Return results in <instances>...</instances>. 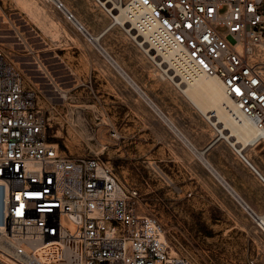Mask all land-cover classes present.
<instances>
[{
	"label": "rangeland",
	"instance_id": "obj_1",
	"mask_svg": "<svg viewBox=\"0 0 264 264\" xmlns=\"http://www.w3.org/2000/svg\"><path fill=\"white\" fill-rule=\"evenodd\" d=\"M61 1L91 35L101 32L98 43L182 135L200 149L210 142L214 128L119 24L91 0ZM261 42L252 55L260 64L264 36ZM0 46L37 88L51 139L66 153L105 160L137 190V209L157 218L170 249L194 264H264V235L251 214L59 9L43 0H0ZM243 152L264 177V144ZM204 157L255 213H264V184L225 140Z\"/></svg>",
	"mask_w": 264,
	"mask_h": 264
},
{
	"label": "built area",
	"instance_id": "obj_2",
	"mask_svg": "<svg viewBox=\"0 0 264 264\" xmlns=\"http://www.w3.org/2000/svg\"><path fill=\"white\" fill-rule=\"evenodd\" d=\"M91 2L110 18L119 12L113 23L152 62L177 50L217 78L251 124L252 143L264 144V76L252 57L264 36L263 0ZM39 100L0 46V264H194L170 249L157 218L137 209V190L105 160L66 153L51 139ZM255 222L264 235V221Z\"/></svg>",
	"mask_w": 264,
	"mask_h": 264
},
{
	"label": "bare ground",
	"instance_id": "obj_3",
	"mask_svg": "<svg viewBox=\"0 0 264 264\" xmlns=\"http://www.w3.org/2000/svg\"><path fill=\"white\" fill-rule=\"evenodd\" d=\"M32 4L36 8H40L37 3L32 2ZM111 7L114 9V6ZM58 9L68 20L73 23V25L77 27L79 31H82L84 35H86V37L95 44L98 52L101 53L105 59L114 66V69L120 73V75L134 90L141 94V97H143L148 105L161 117L163 122H165L172 131L177 132L176 134L179 132V137L181 136L182 141H185L186 145L190 146L192 153L198 154L200 162L202 161L201 164L204 165V167H206V169H208V171L223 185L230 195L239 202L238 197L240 198V196L238 193L232 189V187L223 179V177L217 172L212 164L204 157V151L202 148L200 149L195 147L194 144H192L184 135L180 133L175 123L170 118L162 114L158 106L144 92L140 90L133 78H131L122 69L121 65L106 51V49L98 43L97 37L99 34L91 35L88 33L86 28L76 16H72L71 14L70 17H67L66 11H70L67 5L64 4ZM114 12L115 9L111 12L112 21H120V13L118 12L114 14ZM112 25L113 24L109 23L103 31L109 29ZM258 45L262 46L263 44L260 41ZM152 60L158 68L160 77L164 76L170 79V81L176 87H178L180 92L188 99L192 106L195 107L204 118H206L210 125L214 126L213 128L215 130V134L211 140H225L232 147L235 153H237V151L243 153V151H245V146L252 144L253 129L251 124L237 110L234 101L223 93L220 82L217 78L195 70L188 63L184 54L177 50L164 49L163 51L159 52L158 55H154ZM260 66L262 71H264V63L261 62ZM243 204L246 207L241 204L240 205L247 212H249V214H251L254 220L259 218L264 221V213L262 215H255L254 210H252V208L245 201H243Z\"/></svg>",
	"mask_w": 264,
	"mask_h": 264
},
{
	"label": "water",
	"instance_id": "obj_4",
	"mask_svg": "<svg viewBox=\"0 0 264 264\" xmlns=\"http://www.w3.org/2000/svg\"><path fill=\"white\" fill-rule=\"evenodd\" d=\"M215 142V139H213V140H211L209 143H207L204 147H203V151L205 150V149H207L212 143H214ZM238 200H239V203L241 204V205H243V206H245L244 204H243V201L238 197ZM246 207V206H245Z\"/></svg>",
	"mask_w": 264,
	"mask_h": 264
},
{
	"label": "crops",
	"instance_id": "obj_5",
	"mask_svg": "<svg viewBox=\"0 0 264 264\" xmlns=\"http://www.w3.org/2000/svg\"><path fill=\"white\" fill-rule=\"evenodd\" d=\"M60 2L62 3V5H64V3H63L61 0H60ZM69 12H70V11H69ZM70 13L72 14V16H75L72 12H70ZM78 23H79V22H78ZM82 25H83V24H82ZM104 28H105V27H104ZM103 30H104V29H103ZM103 30H102V31H103ZM86 31H87V30H86ZM87 32H88V31H87ZM88 33H89V32H88ZM100 33H101V32H100ZM100 33H99V34H100ZM89 35H90V34H89ZM208 142H209V141H208ZM208 142H207V143H208ZM203 147H204V146H203ZM202 149H203V148H202ZM243 153H244V152H243ZM244 154H245V153H244ZM245 156H246V155H245ZM246 158L248 159L247 156H246ZM248 160H249V159H248ZM251 164H252V163H251ZM249 171H250V170H249ZM250 172H251V171H250ZM260 174H261V173H260ZM254 177H255V176H254ZM255 215H260V214L255 213ZM261 215H262V214H261Z\"/></svg>",
	"mask_w": 264,
	"mask_h": 264
}]
</instances>
